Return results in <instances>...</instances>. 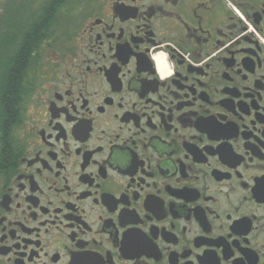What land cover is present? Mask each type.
<instances>
[{"label":"flooded vegetation","instance_id":"1","mask_svg":"<svg viewBox=\"0 0 264 264\" xmlns=\"http://www.w3.org/2000/svg\"><path fill=\"white\" fill-rule=\"evenodd\" d=\"M257 34L264 0H0V264H264Z\"/></svg>","mask_w":264,"mask_h":264},{"label":"trees","instance_id":"2","mask_svg":"<svg viewBox=\"0 0 264 264\" xmlns=\"http://www.w3.org/2000/svg\"><path fill=\"white\" fill-rule=\"evenodd\" d=\"M16 21L17 22L14 24L13 28H12L13 24L10 25V28H12L15 32L20 29V22L17 18H16ZM32 43H33V38H29L28 46L29 45L31 46ZM22 67H23V57L15 61V64L10 70V72L4 75L3 79L5 78V80H2V82H4V84L6 85L7 90L5 94L4 93L2 94V92L0 93V104H2V102L4 101L5 105H7V109L10 111L13 109L14 103L18 99L20 79L22 75L21 72L23 69Z\"/></svg>","mask_w":264,"mask_h":264}]
</instances>
